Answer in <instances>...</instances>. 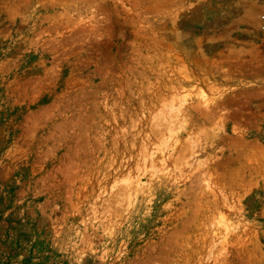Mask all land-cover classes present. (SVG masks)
Returning <instances> with one entry per match:
<instances>
[{
    "label": "rangeland",
    "instance_id": "rangeland-1",
    "mask_svg": "<svg viewBox=\"0 0 264 264\" xmlns=\"http://www.w3.org/2000/svg\"><path fill=\"white\" fill-rule=\"evenodd\" d=\"M0 264H264V0H0Z\"/></svg>",
    "mask_w": 264,
    "mask_h": 264
},
{
    "label": "bare ground",
    "instance_id": "bare-ground-1",
    "mask_svg": "<svg viewBox=\"0 0 264 264\" xmlns=\"http://www.w3.org/2000/svg\"><path fill=\"white\" fill-rule=\"evenodd\" d=\"M184 102L185 101L180 102L179 100H172L170 103H168L167 106L165 107L166 108V110L164 112L165 118L169 119V118H171L170 115H172L173 113L179 112L180 111V107H181L180 103H184ZM178 133H176V134H178ZM173 139H174V137H173ZM197 155H199V154H197ZM201 159H202V156H199L198 160L202 161ZM171 172H172V170H171ZM168 173H169L168 164L165 161L163 169L160 170V171H157L156 175L152 177L151 184L156 185V184L164 183V182L168 181V179H169V174ZM223 222L224 223L228 222V224H229L230 218L229 217L225 218V220H223Z\"/></svg>",
    "mask_w": 264,
    "mask_h": 264
}]
</instances>
